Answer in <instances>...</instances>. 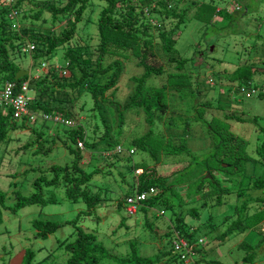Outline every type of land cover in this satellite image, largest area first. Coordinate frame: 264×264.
Returning <instances> with one entry per match:
<instances>
[{"label":"rangeland","instance_id":"obj_1","mask_svg":"<svg viewBox=\"0 0 264 264\" xmlns=\"http://www.w3.org/2000/svg\"><path fill=\"white\" fill-rule=\"evenodd\" d=\"M31 1L37 2V0ZM31 1L26 0L23 3L26 13L38 11ZM185 2L181 7L187 6L191 0H185ZM199 2L213 4L219 9H228L229 13L235 14L236 21L222 29L224 23H222L221 18H218L213 21L215 25L211 28L194 19V13H190V22L182 27L183 29L179 30L175 36L178 38L175 50L179 55L177 56L176 53L175 56L179 59H189V62L187 61L183 70L180 71L177 63L169 65L172 56L164 54L157 47L155 59L149 60L150 63L155 62L157 66H165L166 74L164 77L150 78L148 84L162 88L169 82L167 74L172 71L171 74H174L179 81L184 76H188L189 86L191 85V89L195 92L197 84L200 83L202 93L195 94L193 100L190 98L183 101L173 96L172 89V95H169L170 98H168V106L170 107L168 117L163 116L162 121L155 122V126L147 123L143 112L139 115L131 110V112H128L125 121L119 107L112 105L111 102L104 107L105 122L107 121L113 128L111 138L112 135L113 137L116 136L117 129L123 128L122 126L121 128L118 127L122 117L124 123H126L122 136L118 135L116 140L113 138V143L122 145L125 151L134 149L136 154L131 158L123 153L117 155L121 156L117 159H103L102 146H99L98 152H85L82 168L88 172L93 171L96 167H102L105 170V174L96 176L90 185L92 192L99 193L103 197L102 203L94 213H86L87 205L83 201H68L64 188L49 189L45 187L43 180L39 184L41 191L37 189V186H34L40 178H51L52 174L49 170L53 165H64L72 160L73 157L70 156L67 145L73 143L63 135V128L54 124H47V127H45V129H50L48 130L50 138L48 142L43 143L45 147L50 150L51 146H54V138L60 146L59 148L58 146L55 147V150L53 149L54 151H51L48 157L35 154L37 150L36 143L31 145L32 148L24 151L23 148L27 144L30 145L36 140V136L30 130H19L11 134L10 143L0 151V190L7 194L5 205L8 207L0 206L3 218L2 223H0V264H22L26 249L34 251V263L67 264L68 253L63 243L73 242L79 231L94 232L98 236V241L112 255L121 259H125L130 254V245L132 244L138 248L143 258H152L154 260L153 264H190L180 261L178 255L172 250L174 247L172 245L173 236L169 235L170 222L172 225L177 224V215H174L172 210L167 211L164 217L158 215V212L162 209L165 210L162 206L149 211L148 222L150 221L151 225L148 229L145 225L146 220L143 211H140L136 216H129L126 211L127 202L124 197L129 192L135 167L141 165L142 162H146L151 166L154 164L152 158L144 153L141 148H138V150L131 148V142L134 138L153 132L152 130L169 137L176 136L178 127L174 126L171 131V123L168 124L171 116L177 118L175 123L180 126L183 123L182 118H186L187 115L195 118L203 113L199 119H203L204 116L207 119L212 116L218 118L217 121L214 120L216 122L212 120L210 130L220 131L225 140L236 135L239 140L247 142V153L256 158L258 157L257 149L261 142L259 129L264 127V98H247L240 94L233 97L230 93L229 100L221 102L222 105L217 101L218 95L220 93L226 94L227 91L225 89L226 81L221 78H225L226 75L229 77L241 66L247 65L249 66L247 67L248 70L251 71L254 70V67H250V65L255 63L257 65V75H255V80L252 83L258 87L264 86V72H260V69L264 71V0H199ZM233 2L237 3L235 7L232 5ZM0 3H2V5L0 4V12H2L3 2L0 1ZM138 3L147 5L142 0H138ZM106 6L107 2L105 0H91L83 21L79 24L78 38H75V42H77H74V45H89L93 56H96L95 48L100 41L97 29L98 20ZM238 10L243 11L236 13ZM44 16L46 23L39 22L34 25L30 23L31 21H24L19 16L18 19L25 22V24L22 23L21 30L23 31L24 28L28 32L34 30L37 36L49 33H56V36H59L62 30L69 28L66 19L63 22L56 21L54 24L51 14L46 12ZM164 22L165 29L169 31L176 30L177 19L167 18L164 19ZM156 41L160 45L158 38H156ZM30 44L32 43L28 45ZM254 46L256 47L253 48ZM245 52L252 55L244 54ZM64 53V50L59 51L53 63L58 62L62 65L59 58H62ZM129 56L125 58L127 70L115 94L116 101L121 105H126L133 94L135 84L130 78L132 76L140 77L144 72V69L138 66L136 58ZM13 58L16 65L21 70L29 71L32 77L41 76L44 71L43 64L40 67H37V65L35 67V58L31 55L20 53L14 55ZM93 62H95V57ZM71 71L69 69L68 75L64 76L69 79ZM213 74L218 75L216 79L213 78ZM179 75L181 78H179ZM211 79L214 82L210 83ZM185 82L183 78V83ZM250 85L235 84L236 87H249ZM191 89L185 91L190 92ZM30 96H33L32 92H30ZM75 96L76 101L71 108L72 113L76 116L74 119L75 126L77 124L84 125L88 140L98 143L106 132L102 121V113L91 111L92 100L84 90ZM86 102H88V105H86ZM199 102L210 103L211 107H204L205 111L200 112L189 107L190 104H193L194 107L198 106ZM217 105L218 108H216ZM255 117L258 119H255ZM58 128L60 129L59 134L57 133ZM95 128L97 129L96 132H94ZM205 134L206 128L201 123H195L191 133L186 136V139L190 141L187 149L192 157L206 156L213 148L210 137ZM16 150H19V152L16 153ZM223 152L226 161L229 162L228 157H226L227 152L224 149L221 154ZM179 158L172 156L164 158L163 163L165 165L162 163V165H158L159 173L163 176H169L173 171L182 170L189 163V158H183L182 160H179ZM249 170L256 171L257 175H259L258 173L264 174V169L260 164L249 166ZM140 172L142 170L137 171V174ZM213 173L220 180H228L229 184H224L229 186L231 190H238L242 171L227 173L218 170ZM180 176L181 172L177 177ZM181 190L184 193L185 190ZM49 191L54 192L53 198H50ZM16 192L26 198L41 193L44 199L51 200L53 203L46 206L32 205L19 210L16 209V202H18ZM253 195L255 197L262 196L260 192ZM249 198L250 195L239 198L236 193H233L225 196L221 205L210 204L202 209L203 201H199L197 203L190 202L182 208L181 216L184 225L187 228L199 227L195 232L194 241L197 243L200 239L204 240V246L197 247L198 255H195L194 261L204 256L205 260L199 264H212L209 263L210 261H213V264H264V245H257L262 236L255 229H244L243 222L237 225L239 215H235L236 207H241L245 200ZM255 207L257 210L264 211V206L260 204L255 205ZM192 208L199 210L197 217H193L189 213ZM228 216L231 217L226 220ZM35 220L58 222L64 225L47 239H39L36 238L38 232L32 225ZM66 222L68 223L65 224ZM123 222L125 226L122 225ZM261 223L264 225V220ZM244 244H249V248H246ZM101 264L119 263L105 259ZM125 264L134 263L126 262Z\"/></svg>","mask_w":264,"mask_h":264},{"label":"trees","instance_id":"obj_2","mask_svg":"<svg viewBox=\"0 0 264 264\" xmlns=\"http://www.w3.org/2000/svg\"><path fill=\"white\" fill-rule=\"evenodd\" d=\"M0 1L3 2L4 7L2 12H0V89L7 82H11L19 90L22 84L29 80V76L19 81L15 80L17 73L21 69L16 65L13 56L20 53L23 55L25 47L32 43L30 45L36 46L35 51L30 54L31 57L35 58V67L36 65L40 67L42 64H46L47 68L38 79L33 78L30 81L29 89L33 96L28 109L38 114H60L64 118L75 121L76 116L72 113L71 108L76 101L75 95L84 90L92 100L91 111L102 113V121L106 132L98 143L88 140L84 125L77 124L73 128L59 126L64 129L63 135L73 143L72 145H67L70 156L73 158L64 165H53L49 170L52 174L51 178H40L34 184L40 191L41 187L39 184L42 183V180L46 185L45 187L49 189L64 188L68 201H83L87 205V214L94 213L102 203V195L92 192L90 185L96 176L105 174V170L102 167H96L93 171L88 172L82 168L85 152H98L99 146H102L103 159L121 157L117 156L120 154L113 153L120 144L113 143L112 139L116 140L118 135L122 136L126 123H124L122 117L118 127L121 128L122 126L123 128L117 129L118 133L115 137L112 135L111 138L113 128L107 121L105 122L104 107L109 102L119 107L125 121L128 112H131V110H134L139 115L143 112L147 123L155 126V122L162 121L163 116L165 118L168 117L170 111L168 106L169 95L173 93V96L185 101L190 98L193 100L195 94L202 93L200 83L197 84L195 92L191 89V85L189 86L188 76L183 77L186 81L183 83V78L179 81L174 74H171L173 73L172 71L167 74L169 82L162 88L148 84L150 78H160L166 74L165 66H157L155 62L150 63L149 59H155L157 55V47L164 54L171 55L169 65L177 63L178 70L181 71L184 68V64L187 61L189 62V59H179L175 56L176 53L179 56L175 50L178 39L175 36L179 30L183 29L182 27H185L190 22V13H194V19L211 28L215 25L213 21L218 18H221L222 23H224L222 29L236 21L234 18L235 14L229 13L228 9H219L213 4L200 3L199 0H191L184 8L181 5L186 3L185 0H142L147 5L139 4L138 0H105L107 6L102 10L97 24L100 41L95 48L96 54H94L96 56H93L89 45H74L75 38H78V31L80 30L78 29L79 24L83 21L84 14L91 0H37L35 3L30 0L35 4V8L38 11L29 13H26L23 8V3L26 0L14 1L12 5L13 10L17 12V16H20L21 19L23 18L24 21H31L32 25L39 22L46 23L44 16L46 12L51 14L54 24L56 21L63 22L66 19L69 28L62 30L59 36H56V33L37 36L34 30L28 32L26 28L22 31L21 25L22 23L25 24V22L17 20L15 16L10 17V8L6 7L7 0ZM0 4L2 5V3ZM232 5L235 7L237 3L233 2ZM241 11L243 10H238L236 13ZM167 18L177 19L175 31L165 29L164 19ZM156 38L160 40L158 42L160 45L157 44ZM61 50L65 51L64 56L59 58V61L62 62L61 66H63V69L68 66L72 70L69 79L64 76L63 69L56 68L55 63L58 62L53 63ZM244 54L252 55L249 52ZM129 55L136 58L138 66L142 67L144 72L140 77L132 76L130 78L135 84L134 91L129 102L126 105H121L116 101L115 94L127 70L125 58L130 57ZM94 57L95 62H93ZM251 66L254 67V70H248L247 67L249 66L245 65L238 67L229 77L226 75L225 78H221L226 81L225 89L227 91L226 94L220 93L218 95L217 101L219 104L222 105L221 102L229 100L230 93H233V97L234 95H239L242 87H236L235 84L242 86L253 84L254 77L257 75V65L253 63ZM260 72L264 71L260 69ZM217 76V74H213V78L216 79ZM179 78H181L180 75ZM212 82H214L213 79L210 80V83ZM187 89H191V91L186 92L185 90ZM259 98H264V95H259ZM199 103L198 106L194 107L193 104H190L189 107L197 112L205 111L204 107H211L210 103ZM86 105H88V102H86ZM216 108H218V105ZM202 114L195 118L187 115L186 118H182L183 123L180 126L175 123L177 118L171 116L168 124L170 125L171 123V131L174 126L178 127L176 136L169 137L152 130L153 132L133 139L131 148L136 150L141 148L144 153L152 158L154 164L151 166L146 162H142L141 165L135 167L129 192L124 198L127 202L129 198L134 199L144 192L156 189L157 193L154 196L138 202L139 212L143 211L145 213L146 228L148 229L151 225L150 221L148 222L149 211L156 209L158 206L165 208L166 212L172 210L174 215H177V224H173L174 227L187 238L192 247V252L198 255L197 247L204 246V244L198 243L199 241L197 243L194 241L195 232L199 227L187 228L184 225L181 216L182 208L190 202L197 203L199 201H203L202 209L210 204L221 205L225 196L233 193H236L239 198L250 195V198L245 200L241 207H236L235 215H239L237 225L243 222L244 229L257 230L262 236L257 245H264V225L261 223L264 220V211L257 210L255 207L257 204L264 206V174L258 173L259 175H257L256 171L249 170V166H256L257 164H260L264 169V127L259 129L261 142L257 149L258 157L254 158L247 153V142L239 140L236 135L225 140L220 131L210 130L212 120L216 122L218 118L212 116L207 119L204 116L203 119H199ZM238 119L241 120L240 118ZM255 119L258 118L255 117ZM195 123H201L206 128L205 135H208L213 143V148L208 154L203 157L200 156V158L192 157L187 149L190 141L186 139V136L191 133ZM38 124L40 122L36 121L31 126L26 120H15L10 112H5L0 108V151L10 143L12 133L19 130H30L36 136V140L30 145L27 144L23 148L24 151L32 148L33 146L31 147V145L36 143L37 150L35 154L48 157L50 152L55 150V147L58 146L59 148L60 146L54 138V146H51L50 150H48L49 148L45 147L43 143L48 142L50 138L48 130L50 129H45L47 127L46 123ZM96 128L94 132L97 131ZM57 133H60L59 128ZM79 140L84 141V149L78 147ZM223 149L227 152L226 157H228L229 162L226 161L224 152L221 154ZM18 152L19 150H16V153ZM127 156L131 158V156ZM170 156L174 158L182 157L179 160L189 158V163L182 170L178 169L169 176H163L158 171V165H165L163 163L164 158ZM227 164L228 166L225 167L224 165ZM141 170L142 172L137 174V171ZM218 170L227 173L242 171L238 190H231L229 186L224 184H229L228 180H220L215 176L213 172ZM180 172L181 176L177 177ZM208 174H210L211 178H208ZM181 189L185 190L184 193ZM49 192L50 198H53L54 192ZM257 192H260L262 196L255 197L253 194ZM15 195L18 198L16 209L19 210L32 205L46 206L53 203L51 200L44 199L41 193L34 194L28 198L21 196L18 192ZM6 197L7 194L0 190V206L3 205L4 208H8L5 205ZM117 200L119 201V199ZM198 212V209L192 208L189 213L193 217H197L199 215ZM229 217L231 216H228L226 220ZM2 221L0 210V223ZM32 225L38 232L36 238L47 239L64 224L35 220ZM122 225L125 226V223L123 222ZM170 229L169 235L171 234L174 237V229L171 226ZM64 244L68 253L67 264H101L105 259L113 260L119 264H125L126 262H133L134 264L154 263L152 258H143L138 248L132 244L130 245V254L125 259L112 255L98 241V236L94 232L79 231L73 242ZM244 245L249 248V244ZM34 258V251L26 249L22 264H37L34 263ZM178 259L182 262L184 261L179 255ZM203 260H205L204 256L199 260L192 261L190 264H199ZM209 263L213 264V261Z\"/></svg>","mask_w":264,"mask_h":264},{"label":"built area","instance_id":"obj_3","mask_svg":"<svg viewBox=\"0 0 264 264\" xmlns=\"http://www.w3.org/2000/svg\"><path fill=\"white\" fill-rule=\"evenodd\" d=\"M15 0H7L6 7H9V16H15L18 20L17 12L13 10V3ZM5 6V5H4ZM16 28V26L14 25ZM36 46L30 45L27 46L24 50V53L30 55L34 52ZM56 68L63 69L59 63H55ZM67 66V65H66ZM47 65L43 64V70H46ZM69 67L67 66L63 69V74L68 75ZM31 77V78H30ZM29 80L25 81L19 90H17L16 85L11 82H7L0 89V108L5 112H10L13 119L15 120H26L28 124H34V122L39 121L46 124H54L57 126H63L66 128H73L75 123L71 119L64 118L60 114H44V113H34L31 112L28 107L29 103L32 101V96H30V81L35 78L38 79L39 75L32 77L30 76ZM233 94V93H232ZM240 95L245 96L247 98L259 97V95H264V86H255L250 85L249 87H242L240 90ZM78 147L81 149L85 148L84 141H78ZM114 154L127 153L130 156L135 154V150L125 151L122 146L116 147L113 152ZM157 193L156 189H152L149 192H144L143 194L137 196L136 198H129L127 201V213L129 216H136L139 212L138 202L148 199L151 196H154ZM159 216L164 217L166 215L165 210H161L158 212ZM174 229V237L172 241V245L174 247V252L180 256V258L187 263L194 262L195 254L192 252V247L189 244L187 238L178 230ZM201 245L204 244V240L200 239L199 242Z\"/></svg>","mask_w":264,"mask_h":264},{"label":"water","instance_id":"obj_4","mask_svg":"<svg viewBox=\"0 0 264 264\" xmlns=\"http://www.w3.org/2000/svg\"><path fill=\"white\" fill-rule=\"evenodd\" d=\"M29 75H30V72L29 71L20 70L17 73V75L15 77V80L16 81H19L20 79H23L24 77H27ZM224 166L226 167L227 165H224ZM208 178H211L210 174H208Z\"/></svg>","mask_w":264,"mask_h":264},{"label":"clouds","instance_id":"obj_5","mask_svg":"<svg viewBox=\"0 0 264 264\" xmlns=\"http://www.w3.org/2000/svg\"><path fill=\"white\" fill-rule=\"evenodd\" d=\"M28 55V54H27ZM31 76V73H30V75H29V77ZM255 85V84H254ZM233 95V94H232ZM40 123H42V122H40ZM119 146H122V145H119ZM131 150H134V149H131ZM127 154V153H126ZM127 155H129V154H127ZM130 156V155H129ZM133 156V155H132ZM163 210V209H162ZM167 213V212H166ZM170 226H171V228L173 229V225L171 224V222H170Z\"/></svg>","mask_w":264,"mask_h":264},{"label":"crops","instance_id":"obj_6","mask_svg":"<svg viewBox=\"0 0 264 264\" xmlns=\"http://www.w3.org/2000/svg\"><path fill=\"white\" fill-rule=\"evenodd\" d=\"M242 9H243V7H242ZM263 62H264V60H263Z\"/></svg>","mask_w":264,"mask_h":264},{"label":"bare ground","instance_id":"obj_7","mask_svg":"<svg viewBox=\"0 0 264 264\" xmlns=\"http://www.w3.org/2000/svg\"><path fill=\"white\" fill-rule=\"evenodd\" d=\"M174 250V249H173Z\"/></svg>","mask_w":264,"mask_h":264}]
</instances>
